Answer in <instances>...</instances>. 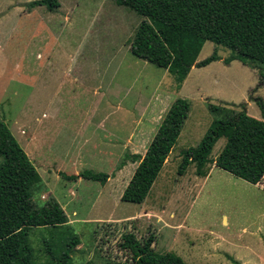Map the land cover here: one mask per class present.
<instances>
[{
    "label": "rangeland",
    "instance_id": "1",
    "mask_svg": "<svg viewBox=\"0 0 264 264\" xmlns=\"http://www.w3.org/2000/svg\"><path fill=\"white\" fill-rule=\"evenodd\" d=\"M30 1L0 0V120L33 165L48 171L31 190L33 204L52 198L67 218L66 226L31 228L34 262L53 264L75 234L71 264H116L128 259L118 242L131 231L153 234L155 252L186 264H264V175L251 184L212 163L204 177L192 163L177 173L180 151L196 145L213 118L195 97L186 98L188 115L144 200L119 199L136 165L129 156L143 154L181 97L172 75L130 54L141 17L113 0H58L53 11ZM214 49L231 54L205 41L201 57ZM224 142L215 141L210 159ZM83 170L107 179L58 175Z\"/></svg>",
    "mask_w": 264,
    "mask_h": 264
},
{
    "label": "trees",
    "instance_id": "2",
    "mask_svg": "<svg viewBox=\"0 0 264 264\" xmlns=\"http://www.w3.org/2000/svg\"><path fill=\"white\" fill-rule=\"evenodd\" d=\"M141 17L128 50L136 58L166 70L178 88L191 66L200 67L218 59L214 49L196 60L205 41L228 48L227 63L237 59L257 71V83L250 90L264 116V102L253 96L264 82V0H113ZM43 5L48 11L58 7V0H32L29 7ZM206 107L213 118L194 146L180 151L177 173L194 164V173L204 177L207 164L224 170L248 183H258L264 175V120L245 112L244 103L212 104ZM189 101L176 97L161 117L142 155L131 154L136 165L122 189L120 201L141 203L171 151L188 115ZM225 142L213 158L209 153L219 137ZM63 178H84L104 183L107 174L83 170L76 174L60 172ZM40 176L7 125L0 120V264H36L29 242L31 228L66 226L61 206L49 198L41 206L31 201V190ZM154 236L138 238L133 232L121 234L118 246L128 259L116 264H186L172 252L153 250ZM67 251L53 264H71L68 252L78 244L71 234L65 241ZM235 264H239L234 260ZM84 264H91L89 261Z\"/></svg>",
    "mask_w": 264,
    "mask_h": 264
},
{
    "label": "crops",
    "instance_id": "3",
    "mask_svg": "<svg viewBox=\"0 0 264 264\" xmlns=\"http://www.w3.org/2000/svg\"><path fill=\"white\" fill-rule=\"evenodd\" d=\"M200 50L196 60L204 58L201 57ZM223 58H225V56L218 55V59L210 61L203 66H191L186 76L181 81L176 94L181 91L182 98L188 99L195 97L200 100V102L204 103L238 104L243 102L245 112L248 115L264 120V116L259 107L249 98L250 90L257 83L258 76L256 69L248 67L237 59H231L227 63H224ZM191 76L194 77L192 81L190 80ZM263 87L264 82L252 95L259 96L264 102V96L261 94ZM36 135L34 139L38 140ZM35 168L41 181L47 182L46 175L48 171L44 170L42 172L41 168L38 169L36 166Z\"/></svg>",
    "mask_w": 264,
    "mask_h": 264
}]
</instances>
